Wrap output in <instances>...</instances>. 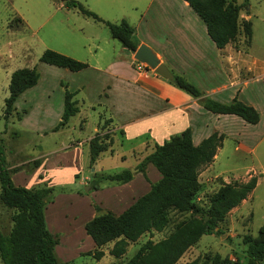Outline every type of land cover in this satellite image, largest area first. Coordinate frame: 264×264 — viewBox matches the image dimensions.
Here are the masks:
<instances>
[{
  "label": "rangeland",
  "instance_id": "rangeland-1",
  "mask_svg": "<svg viewBox=\"0 0 264 264\" xmlns=\"http://www.w3.org/2000/svg\"><path fill=\"white\" fill-rule=\"evenodd\" d=\"M67 1L0 0V150L8 169L20 168L23 171L11 175L14 185L29 189L53 187L54 197L46 205L44 214L46 223L59 238L60 251H68L65 258L69 259L66 260L72 264L126 263L146 240L156 241L166 237L176 223L189 215L171 211L164 233L142 236L136 243L129 244L126 253L119 259L109 255L112 244L104 247L105 257L101 261L87 256L74 259L78 248L87 247L86 242H81L82 222L89 220L91 211L95 215L94 205L103 211L109 210L103 204L111 205L119 192L103 194L104 191L100 190L107 187L119 188L107 181L98 184L99 191L92 190V170L113 175L121 172L125 166L135 169L140 160L138 155L142 153L139 148L136 153L130 154L134 148H138L142 139H123L119 133L116 136L111 132L106 133L112 143L115 136L114 154L109 151L111 144L106 156L91 168L87 145L79 148L82 156L74 149H65L76 142H84L83 145L95 135L101 127L102 116L108 114L105 108L97 105L104 104L107 96L113 95V90L117 91V77L119 79L130 73V54L111 38L108 28L81 15L75 8H66ZM72 1L82 4L105 22L118 24L125 20L134 30L140 31L137 22L142 16L140 8L145 0ZM246 7L251 8L249 14L256 53L264 55V0H248ZM45 50L84 62L88 69L75 74L46 65L40 61ZM112 59H117L118 63L110 67L108 63ZM23 68H35L39 74L38 82L17 98L14 111L8 119H4V101L9 94L11 74ZM79 84L86 86L74 98L79 112L70 118L64 128L54 131L63 112L65 89L70 91ZM107 86L115 87L110 91ZM260 112V124L250 129V152L236 150V143L226 138L214 161L200 171L198 180L201 191L195 203L203 209L208 207L210 196L223 184L248 181L250 177H255L257 183L246 201L238 206L237 212H230L219 225L221 235L201 237L193 250L197 252L195 257L207 252L221 256L235 253L243 261L245 246L242 237H256L258 230L264 227V109ZM102 125L109 126V121L104 120ZM125 157L126 160H122ZM36 159L43 161L42 166L27 172ZM80 182H84V186ZM61 188L71 192L61 193ZM116 211L119 212V209ZM11 214L12 211L0 203V230L3 234H8L11 228ZM69 231L72 234H67ZM58 258L63 261L62 257ZM187 260L188 257L184 256L176 264H183Z\"/></svg>",
  "mask_w": 264,
  "mask_h": 264
},
{
  "label": "trees",
  "instance_id": "trees-1",
  "mask_svg": "<svg viewBox=\"0 0 264 264\" xmlns=\"http://www.w3.org/2000/svg\"><path fill=\"white\" fill-rule=\"evenodd\" d=\"M206 27L210 40L217 49L234 42L239 35L244 37V44L249 46L252 37L251 23L239 20V12L248 4L242 0L238 5L234 0H184ZM66 8H75L78 12L92 20L104 24L111 38L120 43L122 48L134 54L139 44L134 37V29L125 20L118 24L105 22L82 4L69 0ZM40 61L46 65L66 69L69 72H80L88 67L84 62L74 60L51 50H45ZM149 70V69H148ZM39 79L36 69H18L11 74L8 85V97L4 101L3 118L8 119L14 111V103L26 90L34 87ZM208 112L217 115H234L244 122L256 125L259 114L253 108L237 99L222 104L203 95L195 86L184 78L174 75L170 81ZM264 89V78L262 80ZM75 93L65 89L63 112L54 131L64 128L71 117L79 109L74 99ZM101 132L88 141V159L91 167L99 156L108 150L112 140ZM223 136L211 134L197 146L193 145L191 130L186 129L179 135H173L161 145H154L135 167L144 178L145 168L152 165L161 178L150 184V190L139 197L121 214L103 211L94 205L95 215L84 225L85 233L91 238L95 248L87 253L95 260H100L103 248L112 243L109 255L121 258L129 244L136 243L144 235H153L164 231L169 224V213L188 214L189 217L174 226L173 230L158 241L146 240L136 254L126 263L118 264H176L183 254L195 246L202 236L221 235L219 225L226 216L238 207L256 187V178L250 177L246 182L223 184L209 198L206 209L196 205L195 199L201 191L198 180L203 167L210 164L216 151L221 147ZM41 159L32 162L27 172H32L41 165ZM22 171L20 168L8 169L0 150V203L12 211L11 228L8 234L0 230V263L1 264H72L60 262L55 253L59 239L47 229L44 210L54 197L53 187L27 189L15 186L11 175ZM77 178V175L75 176ZM132 180L131 172L126 169L116 174L93 173L92 190H98L101 182H112L115 186L126 184ZM61 193L71 192L61 188ZM245 246L243 261L235 257L207 253L185 264H264V227L256 237H242Z\"/></svg>",
  "mask_w": 264,
  "mask_h": 264
},
{
  "label": "crops",
  "instance_id": "crops-1",
  "mask_svg": "<svg viewBox=\"0 0 264 264\" xmlns=\"http://www.w3.org/2000/svg\"><path fill=\"white\" fill-rule=\"evenodd\" d=\"M144 3L146 5L144 4L140 8L142 16L137 22L140 31H137L136 28L134 30L137 43L146 45L173 76L177 75L184 78L202 92L205 97L222 104L237 99L253 107L259 114V122L256 125H251L234 115H217L206 111L196 99L176 88L170 81L159 77L152 70H148L147 67L142 72L136 71L135 66H133L135 62L133 54L129 53L130 73L122 78H116L117 91H112L115 86H107V89L114 94H109L104 104L97 105L105 108L108 113V116H102L100 121V126H102L104 120L109 121V126H105L103 133L111 132L115 136L119 133L123 139L137 140L141 138L142 141L137 146L138 148H134L130 154L136 153V150L140 148L142 155H138L140 156L139 162L152 151L154 145H161L171 136L179 135L186 129L191 130L192 143L195 146L211 134L217 133L223 136V141L226 138L232 139L237 145L236 150L250 152V137L252 136L250 129L257 128L260 124L262 119L260 111L264 109L262 83L264 78V55H257L256 53L251 14H249L251 8H247L246 5L239 12L240 21L251 23L252 37L249 46L244 44V37L239 35L234 42L227 44L222 49H217L208 37L204 23L184 0H145ZM236 3L240 5L242 0H236ZM116 63H118L117 59H112L109 60L108 65L111 67ZM87 69L88 67L75 74H80ZM85 88V85L79 84L73 89L71 88L70 91L75 93L76 96ZM96 131L95 133H100L101 129L98 128ZM115 136H113L114 141ZM114 141L109 150L110 152L113 151L112 155L114 154ZM82 143L84 142H76L65 149H74L82 156L79 148L82 149L84 145H87L86 153L88 154V142L83 145ZM222 146L223 142L221 147L217 149L214 159L221 151ZM105 153L108 152L102 153L93 166H96L106 156ZM109 154L111 156V153ZM122 160L125 161L126 157ZM42 164L43 161L39 167ZM133 168L132 166H125L121 172ZM22 172L18 171L15 174H21ZM92 172L97 173L94 169ZM15 174H12V176ZM99 174L104 173L99 172ZM131 174L132 180L120 185L119 188L107 187V189L100 190L104 191L103 194L111 193L112 195L113 192L119 190L116 200L113 199L111 205L102 203L103 207L109 209L107 211H111L116 215L121 214L139 197L150 190V184L159 181L161 178L157 170L150 164L145 168L147 180L137 170ZM242 182H246V179ZM80 184L84 186L85 183L80 182ZM96 204L100 205V203ZM117 209H119V212L116 211ZM237 210L238 207L231 212L236 213ZM93 217L94 213L91 211L88 219L91 220ZM85 223L83 221L80 225L82 228L81 242H86L87 247L78 248L73 256L74 259L81 256L92 258L87 253L93 251L95 246L84 231ZM46 226L48 231L58 238L54 234L55 230L50 228L48 223H46ZM164 232L165 230L154 234L161 235ZM67 234L72 233L69 231ZM197 244L188 249L181 258L186 256L188 257L187 262H190L202 257L204 254L195 257L197 252L193 250ZM59 246L60 242L55 247L57 258L62 257L63 260L61 261L58 258L59 261L63 263L70 262L66 260L69 258H65L68 251L62 249L60 251ZM232 254L236 257L235 253L228 254V256L230 259L235 260L236 258H233ZM104 257L105 254L101 259ZM101 259L98 261H101Z\"/></svg>",
  "mask_w": 264,
  "mask_h": 264
},
{
  "label": "water",
  "instance_id": "water-1",
  "mask_svg": "<svg viewBox=\"0 0 264 264\" xmlns=\"http://www.w3.org/2000/svg\"><path fill=\"white\" fill-rule=\"evenodd\" d=\"M133 59L138 63L144 64L147 68L163 79L171 81L174 78L173 74L163 63L159 61L156 55L146 45L142 44L138 46L133 54ZM129 171L133 173L135 170L129 169Z\"/></svg>",
  "mask_w": 264,
  "mask_h": 264
},
{
  "label": "built area",
  "instance_id": "built-area-1",
  "mask_svg": "<svg viewBox=\"0 0 264 264\" xmlns=\"http://www.w3.org/2000/svg\"><path fill=\"white\" fill-rule=\"evenodd\" d=\"M135 66H136L135 67L136 71H138V72H142L146 68V66L144 64L138 63L136 61H135Z\"/></svg>",
  "mask_w": 264,
  "mask_h": 264
}]
</instances>
